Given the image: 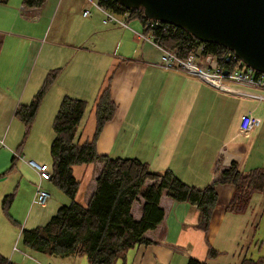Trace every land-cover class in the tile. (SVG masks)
<instances>
[{
    "label": "crops",
    "instance_id": "0c3cea01",
    "mask_svg": "<svg viewBox=\"0 0 264 264\" xmlns=\"http://www.w3.org/2000/svg\"><path fill=\"white\" fill-rule=\"evenodd\" d=\"M74 6L84 8L85 0H46L37 8L27 7L23 0L0 1V139L3 140L0 174L5 172L0 175V253L12 264H16L18 252L33 255L32 260L38 262L34 256L38 254L18 247L21 231L43 225L55 215L46 211L52 197L49 191L45 205L33 202L40 177L26 160L48 164L51 170L48 160L55 137L52 124L61 99L64 95L85 100L93 96L94 102L103 89L95 97L89 86L83 85L78 91L62 81L75 55L78 54L75 68L79 72L88 65L85 62L88 48L84 45L88 43L82 38L92 29L85 31V35L83 31H75L72 41L65 39L72 33L69 27ZM55 23L57 33L52 31ZM140 39L144 44L134 48L138 49L137 53L121 55L106 82L105 87L110 82L117 110L99 136L98 151L114 157H137L147 162L153 172L170 169L199 188L215 180L213 173L220 160L217 178L233 161L239 163L241 171L264 168V89L243 85L220 88L179 70H165L160 65L163 48L150 38ZM134 40L133 36L122 42L128 45ZM93 41L90 43L96 48L97 42ZM101 63L102 60L96 62V66ZM55 68H62L51 86L57 88L43 98L49 119L37 121V116L44 112L42 101L26 145L18 150L23 123L14 116L16 108L19 103L32 101L47 72ZM91 109L85 114V124L83 118L79 125L80 141L91 138L95 130L92 105ZM247 113L259 117L261 123L254 130L243 131L240 124ZM92 122L94 130L90 133ZM74 168L82 183L87 181L82 202L87 204L97 189L103 163L97 161ZM74 175L81 180L77 173ZM43 184L48 185V181L42 180ZM221 185H229L231 198L233 186ZM10 193H14L9 208L12 218L2 209L3 198ZM144 204L142 196L134 201L135 219L143 217ZM159 206L164 209L165 217L157 227L146 231L150 243L126 251L120 257L122 264H241L246 255H252L253 246L261 253L252 255L254 258L264 256V193H254L244 213H232L217 206L207 234L199 227L201 211L197 205L163 195ZM260 228H263L262 237L257 242L254 239ZM209 244L221 254L209 257ZM82 256H48L46 260L53 261L48 264H76L83 261ZM70 258L78 260L70 261Z\"/></svg>",
    "mask_w": 264,
    "mask_h": 264
},
{
    "label": "trees",
    "instance_id": "16d2710c",
    "mask_svg": "<svg viewBox=\"0 0 264 264\" xmlns=\"http://www.w3.org/2000/svg\"><path fill=\"white\" fill-rule=\"evenodd\" d=\"M45 2L23 0L29 8L42 7ZM104 5L121 11L116 1L112 3V0H108ZM131 19H138L144 33L159 46L182 57L191 53L194 44L201 40L171 23L164 22L163 26L155 28L147 27L143 9L132 10ZM206 45L207 52L216 55L226 50L224 45L216 42L211 41ZM222 64L230 71L239 65L233 60H225ZM61 71L62 68L49 70L32 101L19 103L16 108L14 116L23 123L18 150L26 145L43 98ZM90 104L88 100L70 95H64L61 99L52 124L55 137L50 144L53 159L50 180L68 195L71 202L61 205L47 223L22 229L21 241L28 249L59 257L86 255L90 264H116L129 249L150 243L145 237L146 231L157 227L165 217L164 209L159 206L163 195L197 205L201 211L199 227L207 234L212 214L219 202V184L233 186L226 208L232 213L246 212L254 193H264V168L241 171L237 161H233L211 184L199 188L180 179L170 169L153 172L147 162L137 157L101 154L97 148L99 136L117 110L111 96L110 82L92 103L96 118L93 135L80 141L79 125L90 109ZM97 161L103 163V169L97 177V189L89 202L82 204L76 200L80 181L75 177L73 169ZM139 196L145 199V204L143 217L137 220L132 214V205ZM13 197L14 193H10L2 201V209L10 218L9 208ZM220 254L209 244V257L214 258ZM0 264L12 262L0 253ZM241 264H264V256L254 258L246 255Z\"/></svg>",
    "mask_w": 264,
    "mask_h": 264
},
{
    "label": "rangeland",
    "instance_id": "374dc122",
    "mask_svg": "<svg viewBox=\"0 0 264 264\" xmlns=\"http://www.w3.org/2000/svg\"><path fill=\"white\" fill-rule=\"evenodd\" d=\"M89 7V2L88 0H85V6L83 8L79 6H74L73 12H71V19H70V31L72 32L69 37L65 38L68 41H72L75 36L74 32L75 31H83L85 35V31H88L92 29V32H90L87 36H84L82 39H84V44L88 48L87 53H86V58L85 62L88 64L86 68L80 70H77L75 68V64H78V59L77 55L71 60L69 66L67 67L66 71L62 75V81L65 82L66 84L70 85L73 89L75 90H82L83 85L89 86L90 90L94 93L95 97L98 95L99 90L101 88H104L106 85V82L109 78V76L112 74L114 67L116 66V63L118 60H120L121 55H126L127 53H137L140 45L142 46L144 43L142 39H140L137 35V32L142 33L143 32V25L138 19H131L129 21L130 28H126L120 25H116L113 23L110 24H104L103 18L104 14L99 11L96 8L92 9L91 15L85 17L83 15V10L85 8ZM116 15L120 18H123V16L119 13H116ZM52 31L57 33L56 29V23L53 25ZM134 38L137 40H134L132 43L128 45H124L122 40H126L127 38ZM96 41L97 42V47L94 48L93 45H91V41ZM93 41V42H94ZM135 47L136 50L134 49ZM102 60V63L96 66V62H99ZM57 85H54L50 90L49 94H52L54 90H56ZM87 89V88H86ZM51 96V95H48ZM88 98L90 104V110L86 113V115L92 110L91 105L93 103L92 97L89 96ZM49 98V97H47ZM49 100V99H48ZM142 101V96L139 98V102ZM49 104V101H47ZM43 108L44 112L42 116H37V121H47L49 117L47 116L48 108L46 105V102L43 101ZM84 117V124H85V118ZM88 117V116H87ZM145 118H142V121H144ZM83 124V128H84ZM142 125V122H141ZM94 130V122H92L90 126V133H92ZM43 134L41 133V136ZM87 136H84V138ZM221 161V160H220ZM220 161L217 163L216 168L214 172L216 173L218 168H220ZM49 164L52 165L53 159L49 153ZM86 166V165H83ZM75 169V168H74ZM78 175V177H81L80 174H78V170L75 171L74 174ZM90 173V172H89ZM76 177V176H75ZM79 179V178H78ZM48 181V185L43 184L44 187H47L48 191L52 194V197L49 200V205L47 206L48 213L49 215L56 214L58 208L63 205V204H69L71 202V199L68 197L67 194H65L58 186H56L53 182ZM80 181V185L78 187V193L76 196V200L79 202H83V193L84 189L86 188L87 181L82 183V177ZM220 185V186H219ZM218 185V190H219V203H218V208H223L226 209L229 201H230V192L231 188L229 185L222 186L221 184ZM64 198V200L62 199ZM84 203V202H83ZM247 211V210H246ZM50 217V216H49ZM46 221V220H44ZM264 221V219H263ZM262 232L263 228H260L257 230L255 241H259L262 237ZM254 245V244H253ZM23 246V250L32 253V254H38L34 255L38 262L36 263L35 260H32L33 255H22L21 253L18 252L19 257H16L14 259V262L16 264H48V263H53L51 260H46L48 256H55V255H49L45 253H41L35 250L28 249L25 247V245L22 243L21 238L20 241L18 242V247L21 249ZM252 255L256 257L257 255L261 254L258 253L256 246H253L251 249ZM17 254V255H18ZM262 254H264V249ZM76 257V256H75ZM43 258V260H40ZM83 261L82 262H76V264H89L88 258L86 255L82 256ZM70 261L73 260H78L76 259H69ZM116 264H122L121 258H119L116 262Z\"/></svg>",
    "mask_w": 264,
    "mask_h": 264
},
{
    "label": "water",
    "instance_id": "95a60500",
    "mask_svg": "<svg viewBox=\"0 0 264 264\" xmlns=\"http://www.w3.org/2000/svg\"><path fill=\"white\" fill-rule=\"evenodd\" d=\"M117 1L128 9L143 8L147 18L180 26L202 41L222 44L264 72V0Z\"/></svg>",
    "mask_w": 264,
    "mask_h": 264
},
{
    "label": "built area",
    "instance_id": "2783aa9c",
    "mask_svg": "<svg viewBox=\"0 0 264 264\" xmlns=\"http://www.w3.org/2000/svg\"><path fill=\"white\" fill-rule=\"evenodd\" d=\"M107 1L108 0H88L89 7L84 9L83 15H90L92 13L91 9L96 8L104 14L103 22L105 24L114 23L126 28H130L127 19L132 16V11L127 10L120 3H118V7L121 9V11H116L109 6L104 5ZM115 1L116 0H112V3ZM116 13L123 15L124 18L118 17ZM163 25L164 22L159 20L147 21L146 23V26H150L151 28ZM137 34L140 38H149L144 33ZM207 43L208 42L201 40L197 41L196 44H194V50L186 57H182L174 51L163 48L164 53L162 56L161 66L166 70L182 71L188 76L214 84L220 88L232 85H246L254 88L264 89V73L259 72L251 66L245 64L243 60L236 54V52L230 48H226V50L221 55L207 52ZM225 60H233L236 65H239L234 66L230 71L222 64V62ZM225 69H227L228 72H225ZM260 123L261 120L259 117L253 115L252 113H247L242 117L241 129L243 131L254 130L260 125ZM0 144H3L2 139H0ZM27 162L39 173L41 179H48L50 177V172L48 171L46 164L37 163L33 159H29ZM48 197L49 193L42 188L40 181L38 184L35 202L44 205Z\"/></svg>",
    "mask_w": 264,
    "mask_h": 264
}]
</instances>
